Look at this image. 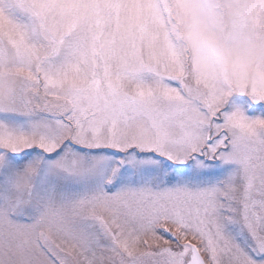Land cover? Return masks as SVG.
<instances>
[{"label":"snow or ice","instance_id":"obj_1","mask_svg":"<svg viewBox=\"0 0 264 264\" xmlns=\"http://www.w3.org/2000/svg\"><path fill=\"white\" fill-rule=\"evenodd\" d=\"M189 16L264 36V0H0V264H264V93L208 89Z\"/></svg>","mask_w":264,"mask_h":264},{"label":"clouds","instance_id":"obj_2","mask_svg":"<svg viewBox=\"0 0 264 264\" xmlns=\"http://www.w3.org/2000/svg\"><path fill=\"white\" fill-rule=\"evenodd\" d=\"M177 35L189 50L195 73L216 97L228 99L253 90L264 93V36L221 33L191 16ZM6 87L0 84V97Z\"/></svg>","mask_w":264,"mask_h":264},{"label":"rangeland","instance_id":"obj_3","mask_svg":"<svg viewBox=\"0 0 264 264\" xmlns=\"http://www.w3.org/2000/svg\"><path fill=\"white\" fill-rule=\"evenodd\" d=\"M249 115H255V113H253V112H249Z\"/></svg>","mask_w":264,"mask_h":264}]
</instances>
